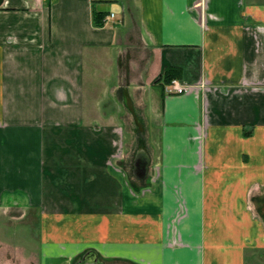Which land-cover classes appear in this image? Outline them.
<instances>
[{"label":"crops","instance_id":"crops-1","mask_svg":"<svg viewBox=\"0 0 264 264\" xmlns=\"http://www.w3.org/2000/svg\"><path fill=\"white\" fill-rule=\"evenodd\" d=\"M260 195L264 0H3L0 207L46 264H257Z\"/></svg>","mask_w":264,"mask_h":264},{"label":"rangeland","instance_id":"rangeland-1","mask_svg":"<svg viewBox=\"0 0 264 264\" xmlns=\"http://www.w3.org/2000/svg\"><path fill=\"white\" fill-rule=\"evenodd\" d=\"M88 102H90L89 98ZM259 207H261L260 215L264 219V195H260ZM39 231L37 210L18 206H1L0 264H46L47 260L43 259L41 254ZM257 256L256 263L264 264V253H259ZM58 260H55L53 264H72L73 261Z\"/></svg>","mask_w":264,"mask_h":264},{"label":"trees","instance_id":"trees-1","mask_svg":"<svg viewBox=\"0 0 264 264\" xmlns=\"http://www.w3.org/2000/svg\"><path fill=\"white\" fill-rule=\"evenodd\" d=\"M105 15L102 13H96L93 12L92 14V25L96 28H101L105 24ZM180 70L177 68L168 67L165 68L161 78L158 80V82H161L162 85L169 84L172 80H177L179 77Z\"/></svg>","mask_w":264,"mask_h":264},{"label":"built area","instance_id":"built-area-1","mask_svg":"<svg viewBox=\"0 0 264 264\" xmlns=\"http://www.w3.org/2000/svg\"><path fill=\"white\" fill-rule=\"evenodd\" d=\"M114 15L111 14L110 18ZM188 91V86L180 83L178 80H172L169 84L165 86V93L167 95H182Z\"/></svg>","mask_w":264,"mask_h":264},{"label":"water","instance_id":"water-1","mask_svg":"<svg viewBox=\"0 0 264 264\" xmlns=\"http://www.w3.org/2000/svg\"><path fill=\"white\" fill-rule=\"evenodd\" d=\"M3 0H0V5L2 4ZM91 260H88L86 257H84L80 262L77 264H85L86 262H90Z\"/></svg>","mask_w":264,"mask_h":264}]
</instances>
